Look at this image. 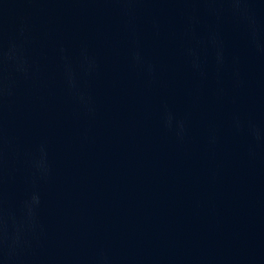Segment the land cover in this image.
I'll return each mask as SVG.
<instances>
[{
	"label": "water",
	"instance_id": "water-1",
	"mask_svg": "<svg viewBox=\"0 0 264 264\" xmlns=\"http://www.w3.org/2000/svg\"><path fill=\"white\" fill-rule=\"evenodd\" d=\"M0 264H264V0H0Z\"/></svg>",
	"mask_w": 264,
	"mask_h": 264
}]
</instances>
